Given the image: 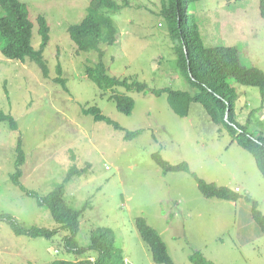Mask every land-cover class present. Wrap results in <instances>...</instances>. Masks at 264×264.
Returning a JSON list of instances; mask_svg holds the SVG:
<instances>
[{
  "label": "rangeland",
  "instance_id": "1",
  "mask_svg": "<svg viewBox=\"0 0 264 264\" xmlns=\"http://www.w3.org/2000/svg\"><path fill=\"white\" fill-rule=\"evenodd\" d=\"M19 1L28 8L35 49L41 43L38 17L47 22L50 40L43 56L48 76L44 78L33 62L4 58V41H0V111L14 116L18 124L12 131L0 122V216L12 215L27 229L57 233L51 239L16 236L0 219V264H48L67 258L62 245L66 232L46 207L11 182L19 138L26 155L20 181L39 196L61 182L73 163H90L86 174L72 178L65 187L68 204L82 210L76 237L81 245H88L93 229L109 228L125 264H154L135 227V219L142 217L161 235L174 264H190L189 256L195 251L214 264H264V234L246 200L253 199L264 215V178L253 157L214 125L198 103L190 106L188 116L180 117L165 94L157 97L120 88L118 92L134 99L135 108L131 115L118 112L108 100L110 95L85 76V69L97 62V54L78 52L67 31L84 18L90 0ZM115 1L122 6L110 15L118 28L117 42L101 46L109 74L138 80L148 89L193 93L178 71L175 44L160 17V0ZM241 7L246 9L231 13ZM191 10L205 46L236 47L243 65L264 72L259 0H200ZM58 77L66 81V90L56 83ZM230 82L237 94L236 120L246 124L251 117L250 127L264 134L259 90ZM93 106L139 135L125 141L124 132L94 122L82 112ZM156 153L171 165L187 163L199 179L238 190L241 198L226 202L204 197L192 174H164L151 159ZM85 254L92 258L91 252Z\"/></svg>",
  "mask_w": 264,
  "mask_h": 264
},
{
  "label": "trees",
  "instance_id": "2",
  "mask_svg": "<svg viewBox=\"0 0 264 264\" xmlns=\"http://www.w3.org/2000/svg\"><path fill=\"white\" fill-rule=\"evenodd\" d=\"M199 1L160 0V17L167 25L169 36L175 44L178 71L185 78L190 89L194 91L193 93L179 92V90L170 88L148 89L145 83L138 80L119 79L109 74L108 68L103 63L104 52L101 50V46L112 47L117 42L118 28L110 15L121 11L122 6L115 0H90L86 15L79 24L68 27V34L78 52H95L97 54V62L85 69V76L100 91L110 95L108 100L114 103L118 112L131 115L135 108L134 99L118 92L120 88L126 89V92L138 94L150 92L157 97L165 94L170 108L180 117L188 116L190 106L198 103L214 125L226 130L232 141L253 157L264 178V134L256 132L250 127L251 117L246 124H241L236 120L234 115H236L237 94L230 86L232 79L241 86L257 88L262 101H264V72L255 67L243 65L236 47H207L204 45L198 21L194 11L191 10V6ZM0 11V41H4V46L1 47L2 56L8 60L22 63L33 62L40 69L42 76L46 78L48 66L43 51L50 36L45 18L38 17L39 34L42 41L39 48L35 49L31 43L33 25L28 19L26 4L19 0H0ZM259 13L264 21V0H259ZM58 72L61 73L60 68H58ZM65 82L61 77L56 79V83L66 90ZM82 112L92 116L94 122H102L124 132L125 141L139 135V131L129 132L122 128L96 106L83 108ZM0 122L7 123L12 131L18 129L17 121L11 114L0 111ZM25 159L22 141L19 138L15 172L11 175V182L28 197L35 198L39 206L46 207L59 229L66 232L62 245L67 258L53 260L48 264H125L123 252L115 245L111 229L102 227L93 229L89 233L87 246L81 245L76 239L80 230L82 210H75L68 204L65 198V187L72 178L86 174L90 169V163L86 162L83 166L73 163L61 182L55 184L45 196H39L36 192L27 190L20 181L21 167ZM151 159L164 174L178 172L192 174L185 162L171 165L164 161L158 153L153 154ZM192 177L198 190L206 198H215L226 202H237L241 198L237 194L238 192L229 188L209 184L199 179L195 174H192ZM246 200L252 206L251 214L254 222L260 232L264 234V215L258 210L253 199L246 197ZM0 219L9 224L16 236L51 239L57 233V230L47 228H24L17 219L9 214L1 215ZM135 227L141 240L149 248L154 264H174L169 256L167 246L157 230L149 226L142 217L135 219ZM85 252H91L92 258ZM84 256L89 258H84ZM189 262L190 264H214L198 251L191 253Z\"/></svg>",
  "mask_w": 264,
  "mask_h": 264
},
{
  "label": "crops",
  "instance_id": "3",
  "mask_svg": "<svg viewBox=\"0 0 264 264\" xmlns=\"http://www.w3.org/2000/svg\"><path fill=\"white\" fill-rule=\"evenodd\" d=\"M244 9H246L245 7H241V8H236L233 12H231V13H238V12H241L242 10H244ZM244 17H246L247 16V14H246V12H242L241 13ZM227 32H228V30H226ZM230 31V30H229ZM231 32H233V31H230L229 33H231Z\"/></svg>",
  "mask_w": 264,
  "mask_h": 264
},
{
  "label": "clouds",
  "instance_id": "4",
  "mask_svg": "<svg viewBox=\"0 0 264 264\" xmlns=\"http://www.w3.org/2000/svg\"><path fill=\"white\" fill-rule=\"evenodd\" d=\"M19 2H21V1H19ZM21 3H23V2H21ZM27 10H28V8H27ZM33 25V24H32ZM39 25V24H38ZM72 26V25H71ZM70 27V26H69ZM33 28L34 27H32V34H33ZM68 31V30H67ZM38 33H39V29H38ZM49 33H50V30H49ZM40 35V34H39ZM202 35V34H201ZM41 36V35H40ZM49 36H50V34H49ZM70 37V36H69ZM31 41H32V36H31ZM41 41H42V38H41ZM32 43V42H31ZM40 45H41V43H40ZM25 63H27V62H25ZM262 103L264 104V101H262ZM14 117V116H13ZM16 120V119H15ZM10 128V127H9ZM23 149V148H22ZM24 151V150H23ZM25 153V152H24ZM16 156H17V148H16ZM26 156V155H25ZM67 173V172H66ZM235 192H238V190H234Z\"/></svg>",
  "mask_w": 264,
  "mask_h": 264
},
{
  "label": "bare ground",
  "instance_id": "5",
  "mask_svg": "<svg viewBox=\"0 0 264 264\" xmlns=\"http://www.w3.org/2000/svg\"><path fill=\"white\" fill-rule=\"evenodd\" d=\"M123 1H124V0H123ZM125 5H126V4H125ZM202 39H203V38H202ZM98 55H99V54H98ZM59 67H60V66H59ZM59 67H58V68H59ZM192 88H193V87H192ZM125 90H126V89H125ZM64 91H65V90H64ZM160 91H161V90H160ZM179 92H180V91H179ZM116 93H117V92H116ZM144 93H145V92H144ZM205 93H206V92H205ZM154 96H155V95H154ZM213 99H214V98H213ZM167 101H168V100H167ZM199 103H200V102H199ZM169 105H170V104H169ZM172 110H173V109H172ZM182 112H183V111H182ZM175 114H176V113H175ZM177 115H178V114H177ZM181 116H182V115H181ZM234 116H235V115H234ZM234 116H233V117H234ZM128 139H129V138H128ZM19 156H20V155H19ZM55 188H56V187H55ZM24 190H25V189H24ZM77 234H78V233H77ZM66 237H67V236H66ZM66 247H67V246H66ZM67 253H68V252H67Z\"/></svg>",
  "mask_w": 264,
  "mask_h": 264
}]
</instances>
